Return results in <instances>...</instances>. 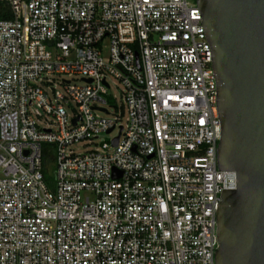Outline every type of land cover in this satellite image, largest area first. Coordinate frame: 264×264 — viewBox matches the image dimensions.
I'll return each mask as SVG.
<instances>
[{"label": "built area", "instance_id": "1", "mask_svg": "<svg viewBox=\"0 0 264 264\" xmlns=\"http://www.w3.org/2000/svg\"><path fill=\"white\" fill-rule=\"evenodd\" d=\"M200 2L0 0V264H216L236 174Z\"/></svg>", "mask_w": 264, "mask_h": 264}, {"label": "water", "instance_id": "2", "mask_svg": "<svg viewBox=\"0 0 264 264\" xmlns=\"http://www.w3.org/2000/svg\"><path fill=\"white\" fill-rule=\"evenodd\" d=\"M199 5L217 85V164L236 174L217 211L215 262L264 264V0Z\"/></svg>", "mask_w": 264, "mask_h": 264}, {"label": "rangeland", "instance_id": "3", "mask_svg": "<svg viewBox=\"0 0 264 264\" xmlns=\"http://www.w3.org/2000/svg\"><path fill=\"white\" fill-rule=\"evenodd\" d=\"M116 86H118V85H116ZM119 90H120V87L116 88L111 83V91L109 93L115 97L116 105L118 104V101H119ZM109 106H111V108H109V113H111V114L115 113V109L113 108V107H115L114 103H111V105H109ZM116 134H117V131L114 132V134H112V135H116ZM105 138H106V136H100L99 137V141H101V140H103ZM73 148L75 149L76 153H82L84 151V149H85L82 146V144H76V145L73 146ZM53 168H54L53 165L49 163L48 166H47V170H48V176L51 179H52Z\"/></svg>", "mask_w": 264, "mask_h": 264}, {"label": "trees", "instance_id": "4", "mask_svg": "<svg viewBox=\"0 0 264 264\" xmlns=\"http://www.w3.org/2000/svg\"><path fill=\"white\" fill-rule=\"evenodd\" d=\"M9 18H10V12L8 7L6 6V4L0 3V20L9 19ZM48 148H50V146L44 145V150H47ZM44 177H45V181L49 184L50 178L46 174V172L44 173Z\"/></svg>", "mask_w": 264, "mask_h": 264}]
</instances>
